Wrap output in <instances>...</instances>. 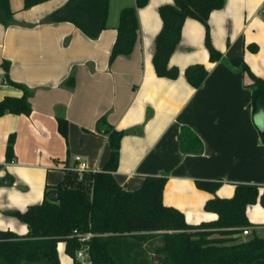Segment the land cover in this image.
I'll return each instance as SVG.
<instances>
[{"label": "crops", "instance_id": "1", "mask_svg": "<svg viewBox=\"0 0 264 264\" xmlns=\"http://www.w3.org/2000/svg\"><path fill=\"white\" fill-rule=\"evenodd\" d=\"M66 1L44 0L24 9V0H10L13 20L0 22V79H6L1 63L7 60L10 79L33 91L30 114L0 116V230L27 233V225L5 211L42 202L46 185L60 183L73 171L76 156L90 170L104 167L110 144L96 130L102 116L129 131L121 140L116 180L135 190L146 175H165L163 202L180 209L188 223L218 218L205 209L209 197H231L237 183L264 185V138L258 125L264 115L254 116L251 79L241 70L246 62L264 78V0H225L210 13L211 41L223 53L215 62L209 59L205 25L187 17L169 61L180 69L177 78L158 76L153 64L162 28L159 6L173 0H149L139 8L140 39L131 54L112 63L119 12L135 0H109L107 27L97 38L71 21L47 18ZM250 44L258 49L250 50ZM196 62L209 71L197 88L185 76L186 67ZM72 74L74 84L68 85ZM22 93L10 82L0 83V100ZM59 117L68 120L67 137L59 131ZM183 127L198 136L202 151H182ZM11 133L14 157L7 162ZM8 175L13 184H7ZM197 179H222V184L211 193L197 187ZM247 215L264 234V206L248 205ZM62 249L60 242L64 264Z\"/></svg>", "mask_w": 264, "mask_h": 264}, {"label": "trees", "instance_id": "2", "mask_svg": "<svg viewBox=\"0 0 264 264\" xmlns=\"http://www.w3.org/2000/svg\"><path fill=\"white\" fill-rule=\"evenodd\" d=\"M44 0H24L27 9ZM149 0H135L119 12L117 35L110 62L119 55H129L140 39L139 8ZM225 0H173L159 6L162 28L156 36L153 64L161 77L177 78L180 69L170 65V57L181 39L182 26L187 17L200 20L206 27V46L209 59H223L210 35V13L224 5ZM264 15V4L262 8ZM109 0H67L52 12L49 20H67L78 26L86 35L97 38L107 27ZM10 0H0V22L13 20ZM252 51L258 45L250 44ZM6 81L21 88V95H5L0 100V116L6 113L30 114L33 91L25 84L15 82L8 75L9 61L1 63ZM241 70L251 79L252 109L254 116L264 115V78L255 74L244 62ZM208 68L200 62L191 63L185 76L194 87H200L208 75ZM69 76L66 83L73 85ZM58 128L68 135V120L58 118ZM96 130L107 136L110 156L100 170L85 172L81 178L75 171H67L56 185H46L40 203L28 205L25 210H8L7 214L24 222L28 231L17 234L0 230V264H62L58 245L72 258V264H81L77 251L81 242L74 234L92 231L88 241L89 257L93 264H264V234L259 233L249 220L247 207L260 202L264 206V185L237 183L231 197L211 196L205 209L216 212L215 221L188 223L184 213L163 202L165 175H146L142 186L127 190L114 176L120 161V146L129 131L116 129L105 116L99 118ZM183 152H200L203 144L189 128L183 127L180 135ZM264 140V139H263ZM15 135L11 133L6 145V161L14 157ZM7 184L14 183L8 175ZM222 179H197V187L214 193ZM58 193V198H50ZM250 228L249 234L243 230Z\"/></svg>", "mask_w": 264, "mask_h": 264}, {"label": "built area", "instance_id": "3", "mask_svg": "<svg viewBox=\"0 0 264 264\" xmlns=\"http://www.w3.org/2000/svg\"><path fill=\"white\" fill-rule=\"evenodd\" d=\"M7 82L6 79H0V83ZM77 164L71 167V169L79 174V178L82 177V175L85 172L93 171L88 169L86 163L80 156H76ZM251 229L245 228L243 230V234L247 235L249 234ZM75 235L78 237V240L81 242V246L77 251V258L81 261V264H93L90 257H89V251H88V241L95 235L92 231H86V232H79L77 230L74 231Z\"/></svg>", "mask_w": 264, "mask_h": 264}, {"label": "water", "instance_id": "4", "mask_svg": "<svg viewBox=\"0 0 264 264\" xmlns=\"http://www.w3.org/2000/svg\"><path fill=\"white\" fill-rule=\"evenodd\" d=\"M258 125H259V128H260L262 137L264 138V117L261 118V119L259 118ZM50 198L53 199V200H56L58 198V193H51L50 194Z\"/></svg>", "mask_w": 264, "mask_h": 264}, {"label": "rangeland", "instance_id": "5", "mask_svg": "<svg viewBox=\"0 0 264 264\" xmlns=\"http://www.w3.org/2000/svg\"><path fill=\"white\" fill-rule=\"evenodd\" d=\"M30 205V204H29ZM28 207V206H27ZM62 244H60V246H61ZM62 247V246H61ZM60 253H61V258L63 259V263L64 264H70V261H68V259L67 258H65V253H64V250L62 249L61 251H60Z\"/></svg>", "mask_w": 264, "mask_h": 264}]
</instances>
